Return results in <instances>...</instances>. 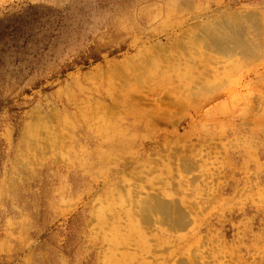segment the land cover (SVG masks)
<instances>
[{
  "label": "rangeland",
  "instance_id": "374dc122",
  "mask_svg": "<svg viewBox=\"0 0 264 264\" xmlns=\"http://www.w3.org/2000/svg\"><path fill=\"white\" fill-rule=\"evenodd\" d=\"M230 13L256 58L198 42ZM177 77L199 98L109 160ZM0 264H264V0H0Z\"/></svg>",
  "mask_w": 264,
  "mask_h": 264
},
{
  "label": "bare ground",
  "instance_id": "6f19581e",
  "mask_svg": "<svg viewBox=\"0 0 264 264\" xmlns=\"http://www.w3.org/2000/svg\"><path fill=\"white\" fill-rule=\"evenodd\" d=\"M234 13H230L228 15L227 19H225L226 21L224 20V22L222 21L219 23L218 22L214 23V21L213 22L208 21V23H206L204 25V28H202L201 31L199 32L201 34H196L197 35L196 37L199 40L198 42L201 41V43L204 45V48L206 49L207 52L217 51L220 53V55H221V53L224 54L225 57L228 54L236 51V52H238L239 55L241 53V54L245 55V57L249 56V58H252V59L256 58V56L258 54L257 53L258 49H257V46L252 44V43H254L253 40H251L252 41V43H251V41L248 39V37H249L248 32L251 31V33H252V31L255 29V31H257L256 32V35H257L259 33V30H260V24L254 21L253 24L250 25V26L254 25V27L249 26L251 29L252 28L253 29L248 31V29L246 28L248 26L244 27L243 26L244 23H243V25L241 23H239L238 22L239 20H237L238 17H236ZM243 18H245V16ZM253 18H252V20H253ZM247 20H250V19H247ZM249 24H251V22ZM195 30H197V29H195ZM253 33H254V31H253ZM154 47L157 49H163L161 46H157V45H155ZM159 51H161V50H159ZM131 65L133 66L134 63L132 62ZM138 68L139 67H137L135 69V71H137ZM115 69H117V68H115ZM142 71L144 72V69H142ZM134 79L135 80L133 81V85L137 86V81L138 82L140 81L141 76L139 75L138 78L134 77ZM180 81H181V79L178 77H177L176 81L173 80V78H168L166 80H163L161 85L160 84L156 85V86H158L160 96L156 97L155 99L154 98H146L145 96L136 97L135 94H137V92H134V93L129 92V91L126 92L125 96L128 99L139 101L137 103V105L139 107L148 108L151 111H146V112L142 113L141 115H139L138 117H133L132 122L130 124L122 123V120L120 119V125L121 126L123 125V127H124V134H125V135L123 134L124 139L129 138L128 140L124 141L123 136H121L118 133L116 135L114 133H111L110 135H112V136H109L110 138L107 137L106 139L105 138L102 139L103 141H105L107 143L106 144L107 148H109L108 151H106V153L105 152H102V153L104 155H106L107 157H109V160H111L112 154L118 153V151H120L121 154L122 153L127 154L130 146L134 148L136 143L143 141L142 138L137 139V137H138L137 133L143 127L149 128L150 125L152 126L155 123L165 124L163 121H165L166 118L168 117L167 109L169 110L170 107L174 108V109H178L179 107H181V104H182L181 103L182 102L181 97H187L188 99L189 98L190 99L191 98L192 99L199 98L198 92H196L194 87H192V86H190V87L189 86L188 87L187 86L186 87L185 86H183V87L177 86V88H176L174 86V84L175 83L179 84ZM125 85H126V82L124 83V87H125ZM163 86H165L166 88L165 87L163 88ZM174 89H176V92H174ZM140 91L143 92L142 89ZM145 91H144V93H146ZM181 91L184 92V94ZM177 93L183 94V96H181V97H179L180 95L175 96ZM149 97H151V96H149ZM162 107H164V108L168 107V108L162 109ZM130 116H132V115L130 114ZM118 127H120V126L119 125L114 126V128H118ZM88 134L86 131L83 130V132L80 134V136H82L85 141H90L92 138ZM154 142L155 143L154 144L152 143V144L156 145V146H160V144H161L160 141H154ZM98 156L101 157L99 154H98ZM124 163L126 164L125 166L127 168H129V165L131 163L126 162V160L124 161ZM183 167L186 169L185 164H183ZM76 182H78V181H76ZM154 193L146 195V197L141 201L140 217H141L142 221L145 223L149 222L146 224L153 226L154 225L153 218H152L151 214H149L151 212L152 214H154V216H156L157 214L161 215L166 221H169L171 223V226L177 228L179 226V224H181L182 221L184 220L183 214H181V212H179V211L176 212V210L174 209L173 204L171 202H165L163 200H160L159 197H157V195ZM162 217H161V219H162ZM148 230L149 229L147 228V231Z\"/></svg>",
  "mask_w": 264,
  "mask_h": 264
}]
</instances>
